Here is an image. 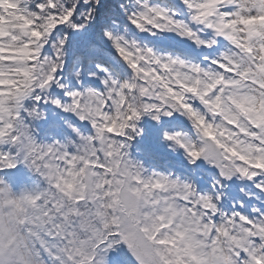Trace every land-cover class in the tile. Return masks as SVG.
I'll return each instance as SVG.
<instances>
[{"label": "snow or ice", "instance_id": "1", "mask_svg": "<svg viewBox=\"0 0 264 264\" xmlns=\"http://www.w3.org/2000/svg\"><path fill=\"white\" fill-rule=\"evenodd\" d=\"M0 264H264V0H0Z\"/></svg>", "mask_w": 264, "mask_h": 264}]
</instances>
